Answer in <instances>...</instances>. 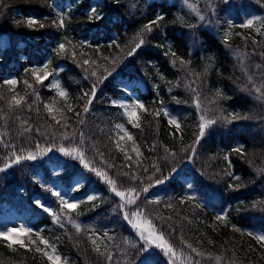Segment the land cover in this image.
Instances as JSON below:
<instances>
[{"label":"trees","instance_id":"1","mask_svg":"<svg viewBox=\"0 0 264 264\" xmlns=\"http://www.w3.org/2000/svg\"><path fill=\"white\" fill-rule=\"evenodd\" d=\"M239 2L264 10V0H0V33L11 41L10 48L0 45V168L5 173L1 178L0 172V186L15 179L7 194L1 191L0 206L3 196L19 207L67 264H117L97 251L86 229L77 230L70 220L80 216L76 212L56 205L61 216L53 218L38 207L32 178L19 173L31 162L49 172L48 161L68 158L61 146H80L92 167L118 187L137 190L131 197L135 203H123L129 219L118 222L116 233L127 229L137 204L154 211L155 225L184 255L175 262L154 243L149 247L138 232L148 249L138 264H148V257L152 264H264V241L257 239L264 235V27L260 33L237 27L225 39L221 30L228 24L227 6ZM205 8L214 12V29L205 28L197 16ZM31 14L38 19L34 26L27 21ZM59 41L65 43L63 51ZM46 61L55 69L66 63L56 70L71 107L59 117L46 105L55 94L49 80L38 83L33 74ZM242 69L248 73L245 79ZM7 77L18 81L19 106L12 103ZM123 82L133 85L144 104L133 127L145 159L138 165L115 141L114 125L128 121L112 102L126 93ZM94 85L95 99L88 105ZM208 101L212 104L206 110ZM166 105L181 114L176 123ZM228 112L232 121L220 123ZM201 116L216 121L202 137ZM29 153L37 158L12 163L15 155ZM180 174L191 178V195ZM158 179L164 180L157 185L167 201L140 204V191ZM37 188L55 201L47 188ZM89 206L87 216L98 208L95 202ZM0 264L51 262L25 242L21 246L0 237Z\"/></svg>","mask_w":264,"mask_h":264},{"label":"rangeland","instance_id":"2","mask_svg":"<svg viewBox=\"0 0 264 264\" xmlns=\"http://www.w3.org/2000/svg\"><path fill=\"white\" fill-rule=\"evenodd\" d=\"M195 4V3H194ZM237 5L240 6V12H237ZM249 4L245 2H239L238 4H232L230 6H227L228 8H233V11L229 9L226 13L227 19L230 23V28L235 27L237 25H244L247 26V21L249 19H253V24L250 26L254 30H257L260 32L262 27H264V10L260 11L259 9H253L248 8ZM214 12H207L206 8L204 10H200L198 12V18L203 21V25L205 28H211L214 29L212 22V15ZM203 17V19H201ZM30 19L36 21V18L33 15H30L27 17V20ZM227 34H230L233 30H226ZM215 32H217L215 30ZM62 43H59V45ZM0 45L2 49H5L10 46V40L5 35H0ZM47 65L45 68L44 66ZM61 68H64V64L60 65ZM49 62L46 64H42L39 66H36L34 68V72L36 75L43 76L45 71L51 73V75L48 77L50 78V85L54 88L55 94L52 97L51 100L46 102L47 107H51L52 111L51 113L54 114V116L59 117L63 113L66 112V109H69L71 107L70 100L68 98V95L60 96V91H64L66 93V89L64 87L63 82L61 81V78L58 76L57 73L53 74V72L50 69ZM256 68V67H255ZM244 79L248 77V73L245 71V69H242V73L240 74ZM6 81H16L15 84H9L6 83L9 89L12 91V97H15L19 99V92L17 90V79H14L12 77H7ZM189 82V81H188ZM190 83V82H189ZM126 94H118L117 96L112 98V102H115V104L120 105L124 111V113L128 117L129 111H135L136 112V118L133 120L124 121L119 120L114 125V133H115V141L120 149L124 151L127 158L134 164L138 165L140 160L142 162L145 161L144 157H141L143 155V152H141V144L135 139L134 133H133V127L139 124V121L141 119V113L144 110L143 107L136 106L138 104H142L140 100V97L135 92L133 85L129 82H126L123 84ZM212 104V101H208L206 110L210 107ZM167 112L173 120H177L181 118L180 113H176L173 111L170 107H167ZM231 112L224 113L220 119V123L222 122H231ZM243 116V115H242ZM121 125L120 128H116V125ZM130 135L132 137L131 140H129L127 137ZM67 148H78L81 153L84 155V163H81V161L78 158H73L76 156V153H73V156H66L68 158L64 159V162L62 163H56L51 162L50 167L51 170L49 174L45 172L41 167H34L33 170H30V172L34 175V177L37 179V181L42 184L41 186L36 183V180L32 178V176L29 174V170H27V167L23 168L19 171L21 175L26 174L25 179H30L29 176L32 178L30 182L33 183L32 190L34 195L35 201H40L41 204L44 206L50 208L54 215L53 218L59 217L61 215L60 210L56 207V205L60 204V198L55 197V201H48L47 198L39 192V188L46 189V186L50 189L51 193L53 192H60L62 196L67 199L69 202H77L78 206L76 209H68L70 211H75L76 213H79V217H71L70 220L74 222L78 227H83L87 229L91 237L96 244V246L106 254L109 261L114 260L117 264H138L141 262L144 254V246L140 241V237L137 236L138 231L136 229H133V224H140L143 221H151L152 229L155 234H162L157 226L154 224L153 219L151 215H154V211L152 209L148 208H142L139 205L136 204V207L130 210L129 216H130V223L126 230L121 232L120 234L116 233V229L118 228L116 226L118 222L117 213H120V216H125L124 213H126L124 210H122L124 201L128 200V198H131L132 196L137 194V190L134 188H120L115 183L116 188L118 191L125 192V198L121 199L120 197H117L115 193L111 191V185H109L105 179L102 177H99L96 175L95 171H92L91 173L85 170L86 168L84 165L87 164L89 169H95L97 171L102 172L105 174V172L99 168L92 167V164L87 160L85 153L83 149L80 146L76 147H67ZM64 157L65 155L61 153ZM142 158V159H141ZM34 165H29L28 167H32ZM65 167H67L69 170L66 172ZM82 167V168H80ZM2 169V168H0ZM19 170V169H18ZM15 171V170H13ZM1 172V178L4 176L5 173ZM94 176V177H91ZM107 178H110L105 174ZM18 180H22L23 178L17 177ZM111 179V178H110ZM185 182L189 183V179L184 180ZM15 182V179H12L11 182L3 183L0 186V194L2 193L7 194L9 187L12 186ZM190 187L189 194H192L194 191L193 185L188 184ZM148 188L147 192H144L143 189L140 191V195L138 196L140 198V204L146 199L149 201L150 198H154L155 196H159L156 199L160 198L161 190L159 186L156 183L150 184V187ZM19 189L22 192L23 195L28 193V188L25 187L24 184L19 185ZM134 190V191H129ZM94 195L96 199L91 200L98 203V208L95 210L94 213H91L90 215H86L88 210H90L89 203L90 200L87 199L88 196ZM2 196V195H1ZM1 202L6 199L2 196ZM7 200V199H6ZM88 200V202H87ZM57 201V203H56ZM38 207H40L37 204ZM62 206V205H61ZM41 208V207H40ZM63 208V207H62ZM43 209V208H42ZM66 209V208H65ZM124 211V212H123ZM138 212L139 215L133 216L132 213ZM115 227V230H112V228ZM31 225L29 224L28 218L26 214L20 210L19 207L13 206L12 203L4 202L1 207L0 211V231H5L7 229H16L19 233L20 229H29L31 230ZM139 232L142 230L145 233V236H147V229L145 228L141 229L138 228ZM30 232V231H29ZM29 235V234H27ZM163 235V234H162ZM21 237H24V234H20ZM38 234H33L27 238H24V240L27 241L28 246H30L34 252L38 254H43L44 256L47 253L48 255H57L61 257L60 264H66L64 263L63 258L61 254H59L55 247L48 241V245H45L41 242V240H45L44 238H38ZM164 240L167 241L165 236L163 235ZM9 239L10 241H16L15 237H5ZM168 242V241H167ZM153 243L156 244L155 241ZM169 243V242H168ZM37 249H40V251H37ZM53 249L55 250L53 252ZM176 253V252H175ZM110 258V259H109ZM184 258V255L181 253H176L175 256H173V260L175 262L181 263ZM149 259V258H148ZM150 260V259H149ZM148 264H151L149 262ZM196 264V263H195Z\"/></svg>","mask_w":264,"mask_h":264},{"label":"snow or ice","instance_id":"3","mask_svg":"<svg viewBox=\"0 0 264 264\" xmlns=\"http://www.w3.org/2000/svg\"><path fill=\"white\" fill-rule=\"evenodd\" d=\"M91 11L93 13H96V9L95 8L91 9ZM97 18H99L98 14H97ZM201 19H203V17H201ZM34 23H35L34 20H32V19L29 20V25L30 26L32 24H34ZM252 24H253V19H249L247 21V26H251ZM61 26H63V22L62 21H61ZM146 27H148V30L151 31V27L150 26H146ZM142 44H143V40H141L140 41V44H137L136 47L139 48L140 45H142ZM64 48H65V45L64 44H60L59 45V49L61 51H63ZM85 63H87V61H85ZM44 67L46 68L47 65H45ZM33 74L35 75V79H36V81L38 83H40L43 80L47 79L51 75V73H49L47 71H45V73H44L43 76L36 75L35 72ZM93 75H95V73H93ZM6 83L15 84L16 81H6ZM59 95L60 96H65L66 93L64 91H60ZM85 95H88V93H85ZM22 99H23L22 97L20 99H17L15 97H13L12 103L15 104V105H17V106H19L21 104ZM93 99H95V85L92 88L91 98L88 100V105H91L92 104V100ZM113 103L115 104V102H113ZM136 106L143 107L142 104H138ZM197 106H199V103H197ZM48 110H49V112H51L52 111L51 107H49ZM87 111H88V108L86 107L85 108V112H87ZM127 114H128L129 120L135 119L136 118V115H137L135 111H129ZM201 121H202V123L200 125V136L202 137L204 135V133H205L206 127L209 126V125L214 124L216 121L214 119H205L204 116H201ZM171 122L172 123H176L175 120H172ZM120 127H121V125H119V124L116 125V128H120ZM177 127H179L178 124H177ZM65 138L67 139V137H65ZM127 138L129 140L132 139V137L130 135H128ZM51 150H52L51 148H47V149H45V152H48V151H51ZM59 151L61 153H63L65 156H73V153H76V156L73 157V158H78L81 161V163H84V155H83V153H81L79 151L78 148H67V147L61 146L59 148ZM236 151H240V149H236ZM36 158H37V156L35 154H32V153H29L27 156L15 155V159L12 161V163H17L18 164V163L21 162L22 159L35 160ZM84 166L85 167H88L87 164H85ZM5 167L6 168L7 167H11V163L6 164ZM3 170L4 169H0V171H3ZM90 170L95 171L97 176L102 177L103 179H105L106 182L109 185H111V191L113 193H115V195L117 197H120L121 199H124L125 198V192L118 191L117 190L116 185H115V181H113L110 178H107L105 176V174H103L100 171H97L95 169H90ZM163 182H164L163 179H158L156 181V184H161ZM129 191H134V190H129ZM143 191L144 192H147L148 191V188H144ZM52 194L54 196L60 198V204L62 205L63 208H66V209H76L77 208V206H78L77 202H69L67 199H65L62 196V194L60 192H53ZM87 199L91 201V200L96 199V197L94 195H90V196L87 197ZM127 203H129V204L135 203V200L132 199V198H128ZM37 204L40 207H42L45 212L49 213L50 215H54L53 211L50 208H48V207L44 206L43 204H41L39 200L37 201ZM132 215L133 216H137V215H139V213L138 212H134V213H132ZM125 219H129L127 213H125ZM145 226H146V229H147V236H145V233H144L143 230L140 232V235H141V238L145 240L146 244L149 245V247H151L152 242L155 241L156 242L155 247L164 250L165 254H171L172 256H175L176 255V253H175L172 245L169 244L167 241L164 240L163 235L162 234H155L154 233V231L152 229L151 221H147L146 220V221H143L140 224H133V227H137V228H141V229L145 228ZM77 230H79V227H77ZM29 231H30L29 229H20L19 230V233H18L16 229H7L5 231H0V237H15V239L17 240V242L20 243L21 246H23L24 245V242H23V240L20 239V234L27 235L29 233ZM257 239L258 240H261V241H264V235L257 236ZM41 242L43 244H45V245H48V241L47 240H43L42 239ZM189 247H191V245H189ZM98 250L99 249H97V251ZM143 250L144 251H148L147 248H145ZM37 251H40V249H37ZM54 251L55 250L53 249V252ZM45 255L48 256V259L51 261V264H60L61 257H59L57 255H54V254L53 255H48L47 253H45Z\"/></svg>","mask_w":264,"mask_h":264}]
</instances>
